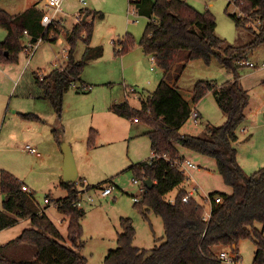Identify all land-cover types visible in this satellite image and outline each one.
<instances>
[{"label":"rangeland","instance_id":"obj_1","mask_svg":"<svg viewBox=\"0 0 264 264\" xmlns=\"http://www.w3.org/2000/svg\"><path fill=\"white\" fill-rule=\"evenodd\" d=\"M185 1L198 11L209 10L216 20V34L228 44L239 46L254 38L253 31L245 26H237L230 16L239 12L233 2ZM150 2L151 0H144L143 7L137 6L140 15L136 16L128 11L132 8L129 0H92V14L88 17L93 24L92 36L87 44L84 41L85 32L81 35L74 48V58L81 60L86 47L90 51L80 75L81 81L71 84L64 93L60 117L49 101L32 97L31 94L36 95L39 90L34 82L36 74L46 75L66 61L62 50L69 45L64 32L59 36L61 42L39 41L29 65H25L26 58L22 50L18 51L16 60L0 62V175L1 171L9 172L19 182L26 184L34 192L35 202L58 228L66 243L70 244L67 240L68 218L58 211L54 203H45L44 198L49 196L57 199L66 196L67 190L60 184L64 159L61 144L66 143L71 147L79 178L75 181L76 188L84 191V198L87 195L93 198L82 203L85 215L82 219L81 253L87 258V264H104L106 253L117 246L116 238L122 230L121 218H128L132 222L135 230L133 244L137 247L150 249L157 243V239L164 238L162 218L146 206L140 211L132 199L133 196L141 197V192L139 185L132 181L134 173L129 167L151 155L147 135L149 126L141 121L118 116L111 109L113 103L124 101L131 107L139 108L141 99L151 94L163 79L162 71L152 59L144 55L138 44L149 21L146 9ZM31 4L43 7L41 0H0V9L14 15ZM79 4L76 0L63 1L66 14L64 26L68 30L75 21L73 13L77 12L72 7ZM253 28L254 31L257 30ZM126 33L134 38V46L122 58L115 54L112 41L124 39ZM6 35V29L0 27V41ZM99 49L101 54L95 57ZM247 60L255 63L256 67L244 65L239 68L238 75L251 96L246 108L249 113V109H253V104L264 90V42L248 54ZM232 76L213 57L209 63L202 59L189 60L184 66L176 62L168 80L170 83L175 82L182 93H192L195 83L200 80L221 85L231 80ZM210 100L205 99L204 111L213 125H219L218 115L214 112L218 110L217 105ZM16 109L36 112L40 120H24L12 114ZM218 112L224 114L221 109ZM204 119L200 116L195 123L191 117L188 118L180 132L205 136L207 119ZM56 123L61 130L59 140L52 133V129L58 126ZM259 123H263L262 117H259ZM263 131L258 132V141L264 139ZM26 144L35 147L40 155L26 150ZM178 148L181 156L189 158L199 167H181L186 178L166 193L164 199H174L180 190H193V198L208 211L209 194L217 191L229 193L231 187L223 182L213 158L202 157L201 154L181 146ZM107 183H112L114 189L110 195L103 197L95 187ZM83 185L91 189L85 190ZM29 227L32 224L28 218L27 221L0 232V252L11 260L32 259L35 254L29 245H2ZM256 227L264 231L261 224L257 223ZM223 248L226 247H221L218 251ZM254 252L255 245L251 239L240 240L238 264H252ZM37 264L46 262L38 260Z\"/></svg>","mask_w":264,"mask_h":264},{"label":"trees","instance_id":"obj_2","mask_svg":"<svg viewBox=\"0 0 264 264\" xmlns=\"http://www.w3.org/2000/svg\"><path fill=\"white\" fill-rule=\"evenodd\" d=\"M129 2L141 8L144 0ZM235 5L243 14H230L235 24L254 32L250 42L239 46L228 44L216 34V20L209 10L198 11L185 0H151L147 7L149 21L138 44L163 72V79L151 94L141 99L139 108L131 107L124 101L113 103L111 109L118 116L137 119L149 126L147 135L155 158L150 160L148 157L129 168L133 170V177L143 185L145 178L151 179L152 186L146 187L141 199L134 205L140 211L146 206L162 218L164 238L157 239L150 249L137 247L133 244L135 230L132 222L121 218L122 230L116 238L117 246L106 253L104 264H221L214 249L227 247L237 252L242 239L254 242L252 264H264V231L256 227L257 223L264 227V165L252 173H245L237 162L233 145L237 140L236 130L245 120L244 110L249 101L238 70L245 65L242 62L248 59V54L264 42V0H235ZM42 14V8L34 5L14 15L0 9V27L7 31L5 39L0 41V62L17 59L18 51L24 46V31L31 42L40 36L46 40L50 34L54 36L51 41H55L64 32L69 45L66 61L46 75L36 74L34 82L39 90L36 95L31 94L49 101L60 117L64 93L71 84L81 81L80 75L90 51L86 47L82 59L76 60L73 53L76 42L85 32L84 41L89 43L93 24L82 19L70 30L61 24L43 28L40 24ZM82 14L88 16L92 11L85 8ZM248 16L260 20L256 31L246 25ZM114 45L115 54L123 55L133 48L134 38L126 33L124 39L114 40ZM100 54L99 49L95 57ZM213 57L233 75L232 80L221 85L213 81L196 82L191 101L197 104L210 92L226 114V119L218 126H208L205 136L181 133L180 128L190 118L191 107L177 90L175 82L168 81L169 73L176 62L183 66L192 59L209 63ZM18 115L27 120H40L32 112H18ZM52 133L59 140L60 126L54 127ZM179 146L213 158L223 182L231 187L229 193L217 191L209 194L208 220L202 218L204 206L194 198L181 201L185 190L177 193L173 203L164 199L166 193L186 178L179 164L184 158L179 153ZM60 184L67 190L66 196L57 199L45 197L68 218L67 240L70 244L66 243L44 210L39 208L34 192L22 190L23 183L9 172L1 171L0 191L5 198L0 210V230L14 225L19 218H29L32 224L4 245H29L33 248L35 260H11L0 252V264H37L38 260L46 264H87V258L81 253L85 212L75 204L76 182L61 181ZM83 186L85 190L91 189ZM215 194L221 195L220 203L213 201Z\"/></svg>","mask_w":264,"mask_h":264},{"label":"built area","instance_id":"obj_3","mask_svg":"<svg viewBox=\"0 0 264 264\" xmlns=\"http://www.w3.org/2000/svg\"><path fill=\"white\" fill-rule=\"evenodd\" d=\"M41 1L43 2V7H42L43 14H42L41 19H40V24L43 26V28H47L50 25L56 26V24L64 25L65 20H66L65 19L66 14H65L64 8H63V1L64 0H41ZM79 2L84 6L87 4V0H79ZM228 2L229 3L233 2L235 4V0H228ZM131 6H132V8H129L128 11H130L132 14H134L136 16L137 15L139 16L140 14L138 13V9L134 6V4H132ZM236 14H237V16H243V14L240 12H238ZM83 16L84 15L82 14V11H77V12L73 13V18L75 20L74 22L75 23L80 22L83 19ZM246 25L250 26L252 28L255 27L258 29V27L260 25V20H255L252 17L248 16V20H247ZM24 35H25V42H24V46L22 48V51H23L25 58H26L25 65H29L30 59L34 55L37 44L39 43V41H42L44 39H42V36H40L37 38V40L35 42H31L30 37L27 35L26 31H24ZM58 37L59 36H57L55 38V41L58 39ZM52 39H54V36L52 34H50L46 40L51 41ZM112 43L114 44V40L112 41ZM67 50H68V47L63 48V50H62L64 58L67 57ZM151 59L153 61V58H151ZM242 63H244L245 65H247L249 67H256V64L253 63L252 61L246 60V61H243ZM262 65L264 66V63ZM131 91H133V90H131ZM190 117L193 119V121L195 123H197L198 112L195 108L191 109ZM263 119H264V111H263ZM135 120H137V119H135ZM25 148L29 152L34 153L36 155H39V153L37 152L35 147L26 144ZM153 158H155V155L151 153L149 159L152 160ZM179 164H180V167H184V168L198 169V167H199L198 164L193 163L189 158H185V157L179 161ZM132 181H133V183L139 185L141 197H142L143 193L146 190V186L143 185L142 182L135 177L132 178ZM97 189L100 191V195L105 197V196L110 195L113 192L114 185L112 183H107V184L99 186ZM22 190H24L26 192H30V190L25 185H22ZM192 194H193V190L186 192L181 197V201H183V202L189 201L192 198ZM83 196H84V191L77 189V192L75 193V204L79 208H82V203L85 200H87V201L93 200L92 196H90V195H87L86 198H84ZM141 197L133 196L132 199L135 202V201H139L141 199ZM213 201L215 203H220L222 201L221 195L215 194L213 196ZM44 202L49 203V198L45 197ZM168 202L173 203L174 199H170V200H168ZM209 217H210V208L208 211H204L202 218L204 220H208ZM216 257L220 260L221 263L224 262L227 264H238V260L240 258L237 252L232 251L231 249H229L227 247L216 252Z\"/></svg>","mask_w":264,"mask_h":264},{"label":"crops","instance_id":"obj_4","mask_svg":"<svg viewBox=\"0 0 264 264\" xmlns=\"http://www.w3.org/2000/svg\"><path fill=\"white\" fill-rule=\"evenodd\" d=\"M76 1L79 2V0H76ZM92 6H93L92 0H88V3L85 6H82L81 3H80L77 7H75V8L72 7V9L73 10L76 9L74 11H83L85 8H87V9L92 11ZM142 7H143V5H142ZM89 16L90 15L86 16L87 20H88ZM74 24H75V22H73V25ZM56 41L61 42L62 40L58 37V39ZM142 52H143V50H142ZM144 55H146V54L144 53ZM124 56H125L124 54L121 55L122 58ZM146 56L149 57L150 59L152 58L150 55H146ZM240 82L242 83V81H240ZM262 83H263V88H264V80L262 81ZM242 85L248 91V89L244 86L243 83H242ZM177 90L182 95V97L190 104L191 109L195 108L197 110L198 118L200 116H202L205 119H207L205 121L207 127L208 126H218V125H213L211 123L210 117H208V115H206V113L204 111V108H203V103H204L205 99H211L213 101V103H215V105H217L213 95L210 92L205 94V96L201 99L199 104H193L192 101H191L192 100V93H189V92L185 91L184 93L189 96V97H187L184 93H182V91L179 88H177ZM248 94H249V101H248L247 107L249 106V103H250V100H251V96H250L249 91H248ZM208 97H210V98H208ZM246 108L244 110L245 120L239 125V127L236 130L237 140L233 143V145H234V147L236 149V159H237L238 164L242 167V169L244 170L245 173L249 174V173H252V172L256 171L258 168H260V167H262L264 165V139L262 141H258L256 139V136L258 135V132L260 130L263 131V129H264L263 128V126H264V124H263L264 123V119H263L264 90H263L261 96L256 100V103L253 104V107H252L253 109H249V113L246 112ZM217 109L218 110H216L214 112L218 115V118H219L218 119L219 120L218 124L220 125V124H222L225 121L226 114L224 112H223L224 114H222V113L219 114L218 111H220V108L218 107V105H217ZM252 110H254V113H252ZM18 112H26V111H23V110H20V109H16V110L12 111V114L18 115ZM32 113H34V112H32ZM260 113H261V116H259ZM34 114H36V112ZM259 117H262L263 123H259ZM24 120H27V119H24ZM28 121H32V120H28ZM133 121H137V120L134 119ZM56 124L58 125V123H56ZM178 149H179V153H181L180 148H178ZM39 155H37V156H39ZM201 156L202 157H206L204 155H201ZM254 166H256V167H254ZM24 185L30 190V192H32V190L26 184H24ZM186 192H189V191H186ZM0 197H1V207H0V210H1L2 209V202H3L4 198H5V194L0 192ZM192 198H193V194H192ZM27 219L28 218H26V217L25 218H19L18 221L14 225H16L18 223H21V222H25V221H27ZM6 228H8V227H6ZM6 228L1 229L0 232L4 231ZM15 237H16V235L14 237H11L7 241L3 242L2 245H4L6 242H8L9 240H11V239H13ZM1 242L2 241H0V243ZM218 250H219V248L214 249L215 252L218 251ZM237 253H238V248H237ZM238 255H239V253H238ZM239 257H240V255H239ZM34 258H35V255L32 257V259H34Z\"/></svg>","mask_w":264,"mask_h":264},{"label":"water","instance_id":"obj_5","mask_svg":"<svg viewBox=\"0 0 264 264\" xmlns=\"http://www.w3.org/2000/svg\"><path fill=\"white\" fill-rule=\"evenodd\" d=\"M87 14H84L83 20L86 19ZM61 148L64 152V159H63V175H62V181L63 182H75L78 178V172L76 168V163L74 160V156L71 150V147L66 144L62 143ZM144 185L147 188H150L152 186V181L150 178H145Z\"/></svg>","mask_w":264,"mask_h":264}]
</instances>
